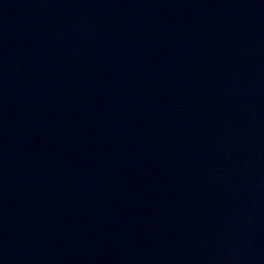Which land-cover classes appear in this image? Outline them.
Returning a JSON list of instances; mask_svg holds the SVG:
<instances>
[{"label":"water","instance_id":"95a60500","mask_svg":"<svg viewBox=\"0 0 264 264\" xmlns=\"http://www.w3.org/2000/svg\"><path fill=\"white\" fill-rule=\"evenodd\" d=\"M0 264H264V0H0Z\"/></svg>","mask_w":264,"mask_h":264}]
</instances>
